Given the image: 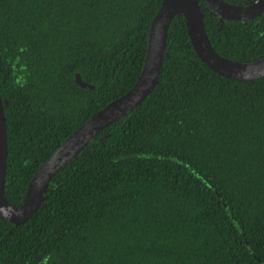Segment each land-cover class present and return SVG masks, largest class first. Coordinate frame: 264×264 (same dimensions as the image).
<instances>
[{
  "label": "trees",
  "instance_id": "1",
  "mask_svg": "<svg viewBox=\"0 0 264 264\" xmlns=\"http://www.w3.org/2000/svg\"><path fill=\"white\" fill-rule=\"evenodd\" d=\"M160 2L0 0L11 204L77 127L137 80ZM198 3L215 51L264 56V13L220 22ZM162 66L151 92L54 175L28 220L0 219V264H264V76L211 71L181 15Z\"/></svg>",
  "mask_w": 264,
  "mask_h": 264
},
{
  "label": "water",
  "instance_id": "2",
  "mask_svg": "<svg viewBox=\"0 0 264 264\" xmlns=\"http://www.w3.org/2000/svg\"><path fill=\"white\" fill-rule=\"evenodd\" d=\"M203 2L210 12L218 16L220 22L224 19H249L264 13V0H252L244 4H232L225 0ZM176 15L183 17L193 50L211 71L236 81L254 80L264 76V56L254 61L240 62L226 58L214 50L204 28L203 12L198 0H161L150 21L144 62L137 80L126 92L92 113L44 160L33 174L25 197L18 205L11 204L4 193L7 162L4 106L7 102L0 95V219L15 225L28 220L43 202L54 175L106 126L134 109L151 92L162 73L167 30L171 19ZM74 81L83 88H93L78 73L75 74Z\"/></svg>",
  "mask_w": 264,
  "mask_h": 264
},
{
  "label": "flooded vegetation",
  "instance_id": "3",
  "mask_svg": "<svg viewBox=\"0 0 264 264\" xmlns=\"http://www.w3.org/2000/svg\"><path fill=\"white\" fill-rule=\"evenodd\" d=\"M225 1L232 3L231 0H225ZM236 1L239 2V3H236V4H244V3H248V2H250V1H252V0H236ZM232 4H235V3H232ZM211 13H212V12H211ZM217 17H218V16H217Z\"/></svg>",
  "mask_w": 264,
  "mask_h": 264
}]
</instances>
